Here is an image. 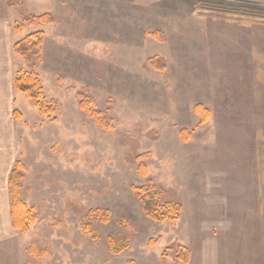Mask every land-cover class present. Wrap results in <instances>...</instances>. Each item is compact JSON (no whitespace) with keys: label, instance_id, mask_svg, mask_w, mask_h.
Returning <instances> with one entry per match:
<instances>
[{"label":"rangeland","instance_id":"1","mask_svg":"<svg viewBox=\"0 0 264 264\" xmlns=\"http://www.w3.org/2000/svg\"><path fill=\"white\" fill-rule=\"evenodd\" d=\"M214 19L264 25V0H0L12 43V55L0 45V173L10 199L6 174L23 166L34 219L14 230L8 208L0 264H183L178 246L186 264H264V115L251 114L250 85L230 83L245 75ZM38 32L28 64L14 46ZM18 70L38 76L51 118L14 90ZM148 184L180 205L176 223L145 217L133 188Z\"/></svg>","mask_w":264,"mask_h":264},{"label":"trees","instance_id":"2","mask_svg":"<svg viewBox=\"0 0 264 264\" xmlns=\"http://www.w3.org/2000/svg\"><path fill=\"white\" fill-rule=\"evenodd\" d=\"M237 12L238 13L235 12L233 14H243L240 10ZM21 16L23 20H29L26 16L22 14ZM42 18H47V20L50 21L49 16H44ZM36 20L40 19H34V21ZM16 27L20 28L21 26L19 24L16 25ZM42 38L43 34L40 32L28 35L15 44V52L19 56H21L26 63L29 64L34 58L39 55ZM148 62L150 66L156 70L163 69V65L156 57L150 59ZM12 84L14 90L23 95L24 98L30 102V104L39 112L41 116L51 118V115L54 113V107L44 98L43 88L38 76L35 73L26 70H18L13 78ZM79 100V107L83 111V113L87 117L93 119L99 128L107 130L108 127L102 120L101 114L95 110L93 102L82 95L79 97ZM199 107L201 106H197L196 109ZM13 114L14 116L18 115L16 111H14ZM201 114L207 115V111L203 110L202 113L200 111L199 115ZM201 120L203 121L204 118ZM52 121H54V119H52ZM23 170V166L17 162L15 163L14 168L12 169L8 177V195L10 198L9 208L11 226L14 230L22 232L26 231L34 220L31 211L28 210V208L20 198L21 187L19 183L23 178L21 175V172ZM133 191L135 196L141 203V209L146 218L157 223L167 222L169 224H174L177 222L181 212V207L179 204L173 202H165L163 205H161L158 200V194H156L155 190L150 184H148L147 186L133 188ZM91 215H93V217L95 218L101 216L98 212H95V214L91 212ZM107 217V213L102 215V220L104 223L107 222ZM116 243L123 245L121 247V245H116ZM108 245L110 246V250L112 252L119 253L123 250V248H126L127 242L125 240L123 241V243L114 242L113 240L109 239ZM175 253L176 259L179 262L183 264H186L188 262L189 253L185 248L178 246L177 248H175ZM44 254L45 253L42 252L41 256H43Z\"/></svg>","mask_w":264,"mask_h":264},{"label":"crops","instance_id":"3","mask_svg":"<svg viewBox=\"0 0 264 264\" xmlns=\"http://www.w3.org/2000/svg\"><path fill=\"white\" fill-rule=\"evenodd\" d=\"M221 29L215 31V38L218 41V36L221 37V52L229 53L234 62L230 64V68L240 69L245 79L230 81V83L247 84L249 86L250 97L247 105L253 109L252 115H264V25L253 24L246 21L214 19ZM219 30V31H218ZM4 31L7 28L0 29V45L6 43L5 49L12 55L11 37H4ZM3 33V34H2ZM7 35V34H6ZM229 38V40H224ZM229 56V55H228ZM6 63L0 61V67L5 68ZM4 73V70L1 71ZM13 86V84H12ZM11 169L7 173H10ZM9 174H6V177ZM3 173H0V198H4V203L0 202V223L4 220L5 215L10 210V199L7 198L5 191V182L3 183ZM8 179V178H7ZM4 181V180H3ZM8 182V181H6ZM9 208V210H8ZM9 220L10 213H9ZM6 221V220H5ZM5 226L6 223H5Z\"/></svg>","mask_w":264,"mask_h":264}]
</instances>
